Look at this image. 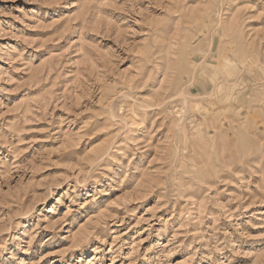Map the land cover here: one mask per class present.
<instances>
[{
	"label": "rangeland",
	"instance_id": "1",
	"mask_svg": "<svg viewBox=\"0 0 264 264\" xmlns=\"http://www.w3.org/2000/svg\"><path fill=\"white\" fill-rule=\"evenodd\" d=\"M0 264H264V0H0Z\"/></svg>",
	"mask_w": 264,
	"mask_h": 264
}]
</instances>
